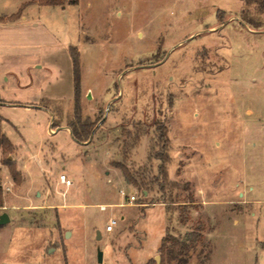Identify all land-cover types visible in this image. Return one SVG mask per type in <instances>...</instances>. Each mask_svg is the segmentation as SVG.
I'll use <instances>...</instances> for the list:
<instances>
[{
    "label": "rangeland",
    "instance_id": "rangeland-1",
    "mask_svg": "<svg viewBox=\"0 0 264 264\" xmlns=\"http://www.w3.org/2000/svg\"><path fill=\"white\" fill-rule=\"evenodd\" d=\"M68 2L0 0V14L78 48L82 119L98 127L79 143L3 110L34 144L21 138L20 150L0 122L13 145L0 148V264H264V0ZM51 103L68 127L74 95ZM159 125L179 184L170 206L153 183ZM129 130L141 133L132 148ZM170 236L188 245L173 259Z\"/></svg>",
    "mask_w": 264,
    "mask_h": 264
},
{
    "label": "crops",
    "instance_id": "crops-1",
    "mask_svg": "<svg viewBox=\"0 0 264 264\" xmlns=\"http://www.w3.org/2000/svg\"><path fill=\"white\" fill-rule=\"evenodd\" d=\"M11 15L0 14L5 17L0 19V99L3 100L0 114L4 117V132L7 133V128L9 132L16 130L14 136L20 141L15 142L12 135L11 141L20 150L21 138L34 144L22 133L21 128H26L22 122L14 124L4 116L3 110L11 109L12 113L20 111L33 119L32 128H47V135L63 129L75 139L67 126L53 127L54 110L41 105L44 99L60 101L74 95L72 59L67 45L57 46L54 39L43 38L46 29L36 19H29L23 13L16 19L8 18ZM1 159L0 149V167Z\"/></svg>",
    "mask_w": 264,
    "mask_h": 264
},
{
    "label": "trees",
    "instance_id": "trees-1",
    "mask_svg": "<svg viewBox=\"0 0 264 264\" xmlns=\"http://www.w3.org/2000/svg\"><path fill=\"white\" fill-rule=\"evenodd\" d=\"M69 4H77L79 0H68ZM39 4L42 5H59L63 4V0H39ZM68 50L72 59V66H73V88H74V120H71L68 122V127L71 129L73 137L75 140L79 143H85L86 141L90 140L93 135L95 134L96 128L95 122H89L84 121L82 119L81 115V56L79 53L78 48L75 45H69ZM0 102H3V100L0 99ZM41 104L42 106L46 107L47 109H50L53 111V106L51 107L50 104L51 100L44 99L42 100ZM4 120V117L0 114V122ZM56 117H54L53 120V127L59 126L60 123L58 122ZM126 134L129 138L133 139V144L128 145L130 148L137 145V143L140 141L141 133L139 131L132 132V131H126ZM157 143L154 145L153 150L154 154L150 156L153 159H157L160 161L158 165V173L153 178V183L158 184L160 190L163 192V200L164 203H169V206L173 203V196H172V190L175 189L179 184L172 180L169 173V165L172 162V156L170 154V146H171V139L169 137V129L166 127V125H159L157 128ZM127 147V145H125ZM158 147V149H156ZM0 148L3 152H8L13 148V145L10 141V139L7 137V135L2 131L0 126ZM128 148V147H127ZM117 166L120 167L125 177L131 181L132 183H137L136 178L134 177V174L130 172V170L122 163L118 162ZM138 173V172H137ZM144 178V177H143ZM199 236V234H196L195 232H190L188 234V240L195 241ZM167 238H164L162 249L166 246V240ZM169 240L172 241V248L170 253L173 259V253L177 251L178 249H186L188 248V245L186 243H182L179 240H177L174 237H168ZM184 261V260H180ZM147 264H158L155 260H150L147 262ZM161 264H165V262H162Z\"/></svg>",
    "mask_w": 264,
    "mask_h": 264
},
{
    "label": "built area",
    "instance_id": "built-area-1",
    "mask_svg": "<svg viewBox=\"0 0 264 264\" xmlns=\"http://www.w3.org/2000/svg\"><path fill=\"white\" fill-rule=\"evenodd\" d=\"M60 179L66 185H71L72 184V180L67 178V175H65V174H62ZM121 193L125 194L124 189H121ZM135 199H136V197L134 195L130 196V200L134 201ZM101 209L105 210L106 206L105 205H101ZM117 223H118L117 219H115V218L110 219L109 223L106 226V231L107 232H113Z\"/></svg>",
    "mask_w": 264,
    "mask_h": 264
},
{
    "label": "water",
    "instance_id": "water-1",
    "mask_svg": "<svg viewBox=\"0 0 264 264\" xmlns=\"http://www.w3.org/2000/svg\"><path fill=\"white\" fill-rule=\"evenodd\" d=\"M8 222H10V216H9V214L8 213H3V214H1L0 215V225H4V224H6V223H8ZM69 233V232H68ZM68 233H67V235H68ZM98 234H99V238L101 237V234H100V232H98ZM103 257H104V251L103 250H99L98 251V261L100 262V263H102L103 262Z\"/></svg>",
    "mask_w": 264,
    "mask_h": 264
}]
</instances>
